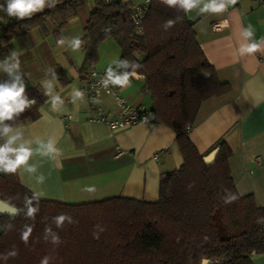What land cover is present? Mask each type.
Segmentation results:
<instances>
[{
	"label": "trees",
	"instance_id": "1",
	"mask_svg": "<svg viewBox=\"0 0 264 264\" xmlns=\"http://www.w3.org/2000/svg\"><path fill=\"white\" fill-rule=\"evenodd\" d=\"M85 1L45 0L42 10L23 19L0 12V51L7 54L11 42L34 27L46 32V21L59 38ZM129 10L118 2L93 0L82 38V69L87 76L99 44L111 38L120 49L112 70L144 76L153 120L175 131L182 164L160 174L153 202L121 196L79 204L45 200L24 187L17 172H0V200L18 210L16 216L0 215V264H41L45 258L47 264H253V257L264 255V207L252 195L238 194L229 146L224 141L213 146L217 153L207 165L188 136L201 103L225 94L229 85L218 80L186 13L151 0L144 33L137 35ZM169 19L175 24L165 29ZM10 80L0 77V83ZM37 116L29 107L4 123L12 126ZM29 209L37 211L29 215ZM61 214L73 223L66 220L58 227L54 217ZM29 229L25 241L22 233Z\"/></svg>",
	"mask_w": 264,
	"mask_h": 264
},
{
	"label": "crops",
	"instance_id": "2",
	"mask_svg": "<svg viewBox=\"0 0 264 264\" xmlns=\"http://www.w3.org/2000/svg\"><path fill=\"white\" fill-rule=\"evenodd\" d=\"M92 10L93 0H86L60 30L59 38L53 24L46 21V32L34 27L14 39L7 54L0 51V62L19 64L16 74L26 85L28 99L35 98L30 107L38 112L37 118L10 127L18 130L24 141H30L33 149L49 139L56 141L58 149L54 158L35 152L29 164L35 165L36 171L18 169L17 177L36 197L61 203L113 196L153 202L158 199L160 174L182 164L176 134L172 127L155 120L117 130L88 120L93 111L83 89L82 38ZM187 16L194 22L196 39L218 80L229 85L225 94L201 103L189 128V139L203 155L224 141L231 150L228 165L238 194L252 195L255 204L264 207V55L237 54L241 28L251 25L254 39L264 37V4L236 0L219 14L194 9ZM215 23L221 26L217 31L212 29ZM77 38L81 45L74 51L71 42ZM61 39L63 45L58 43ZM13 52L17 56L9 59ZM119 58V47L106 38L99 44L98 59L91 68L112 70ZM5 76L9 74L0 69V77ZM48 81L52 82V96L60 97L55 110L46 94ZM116 90L132 105L151 107L144 79L131 76L127 86H116ZM99 102L107 111L116 109L109 95H102ZM6 139L2 137L3 143ZM119 150L124 153L116 157ZM156 153L159 156L155 159ZM253 264H264V255L253 257Z\"/></svg>",
	"mask_w": 264,
	"mask_h": 264
},
{
	"label": "clouds",
	"instance_id": "3",
	"mask_svg": "<svg viewBox=\"0 0 264 264\" xmlns=\"http://www.w3.org/2000/svg\"><path fill=\"white\" fill-rule=\"evenodd\" d=\"M162 2L170 8H176L177 10L189 13L194 9H199L200 13L219 14L226 10L229 4H235L236 0H162ZM202 5V6H201ZM45 6V0H5L4 4H0V12H4L9 17H15L23 19L30 17L32 13L40 11ZM175 21L167 20L163 27L165 29L174 26ZM63 45L64 40L58 41ZM81 41L77 38L71 42L72 49L78 50L80 48ZM238 48L237 54L239 56L252 55L257 52L264 55V37L259 40L254 39V29L251 25L246 28H241L238 33ZM17 56L16 52H13L9 59H13ZM19 68V64H9L8 60L0 62V69L6 71L11 77L10 82L0 83V137H6L7 139L3 144H0V172L3 173H16L18 169H25L29 173L36 171L35 165L29 164V161L33 157L35 152H40L42 155L53 157L58 152L56 148V141L49 139L46 144L40 142L38 149H33L30 141H24L22 135L18 130H14L4 122L13 120L16 116L23 113L27 108L33 106L36 103L35 98L29 100L25 95V83L21 79L20 75L16 74ZM132 72H125L122 75H114L109 70V79L111 83L119 85L121 88L127 86L130 83V77ZM107 84V81L105 82ZM46 94L51 96L53 109H56L57 103L60 102L59 96H52V82H45ZM75 95L80 96V92H76ZM16 134H11L13 132ZM44 177H39V181L42 183ZM87 191H91V188H87ZM37 209H29V215H33ZM55 223L58 227L63 226L67 220L69 223H73L71 216L61 214L54 217ZM31 229L22 233V239L27 241L28 235ZM16 255L15 252L11 253ZM41 264H47V259L43 260Z\"/></svg>",
	"mask_w": 264,
	"mask_h": 264
},
{
	"label": "built area",
	"instance_id": "4",
	"mask_svg": "<svg viewBox=\"0 0 264 264\" xmlns=\"http://www.w3.org/2000/svg\"><path fill=\"white\" fill-rule=\"evenodd\" d=\"M239 1V0H237ZM264 4V0H257ZM118 2L129 7V16L134 25V31L137 35H143V21L151 0H105L106 4ZM221 28L219 23L212 25V29L217 31ZM139 57V54H136ZM114 75H117L114 70H111ZM107 81V84L105 83ZM84 91L92 105L93 115L88 119L92 122H97L109 127L112 130L124 129L137 124H144L154 119L153 111L143 105H132L125 98L117 93L116 85L114 86L109 79V70L90 68L88 70ZM102 95L112 97L116 109L114 111L105 110L99 102ZM123 151H118L116 157L123 154ZM158 153L154 158H158ZM257 162L259 159L257 158Z\"/></svg>",
	"mask_w": 264,
	"mask_h": 264
},
{
	"label": "water",
	"instance_id": "5",
	"mask_svg": "<svg viewBox=\"0 0 264 264\" xmlns=\"http://www.w3.org/2000/svg\"><path fill=\"white\" fill-rule=\"evenodd\" d=\"M132 77L134 78H140L144 79V76L141 74H138L136 72H132ZM118 75V74H117ZM203 76H206L205 74ZM119 86V85H116ZM217 150L213 149L208 154L203 156V161L205 164L210 165L214 162L215 156H216ZM0 215H9V216H16L18 215V210L16 207L8 204L7 202L0 200Z\"/></svg>",
	"mask_w": 264,
	"mask_h": 264
},
{
	"label": "rangeland",
	"instance_id": "6",
	"mask_svg": "<svg viewBox=\"0 0 264 264\" xmlns=\"http://www.w3.org/2000/svg\"><path fill=\"white\" fill-rule=\"evenodd\" d=\"M99 215V214H98ZM101 215V214H100ZM0 232H1V226H0Z\"/></svg>",
	"mask_w": 264,
	"mask_h": 264
}]
</instances>
